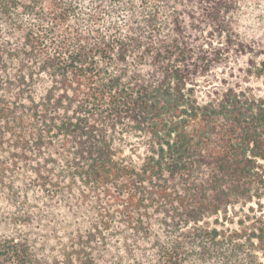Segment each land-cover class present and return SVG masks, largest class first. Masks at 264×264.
Here are the masks:
<instances>
[{
    "label": "trees",
    "instance_id": "obj_1",
    "mask_svg": "<svg viewBox=\"0 0 264 264\" xmlns=\"http://www.w3.org/2000/svg\"><path fill=\"white\" fill-rule=\"evenodd\" d=\"M251 77L264 0H0V264H264Z\"/></svg>",
    "mask_w": 264,
    "mask_h": 264
},
{
    "label": "rangeland",
    "instance_id": "obj_2",
    "mask_svg": "<svg viewBox=\"0 0 264 264\" xmlns=\"http://www.w3.org/2000/svg\"><path fill=\"white\" fill-rule=\"evenodd\" d=\"M246 60L247 56H237L232 57L231 60L220 67H218L216 70L211 73L210 78H213V84L216 87H221L222 79L226 78L228 81H231L234 79L233 76H230L231 73L233 75H241V72H239L238 68H244L246 66ZM241 78V77H240ZM242 81V80H241ZM243 86L253 87L257 90L258 94L264 95V85L262 84L261 80H258L254 77H251L249 79H245L241 82Z\"/></svg>",
    "mask_w": 264,
    "mask_h": 264
}]
</instances>
